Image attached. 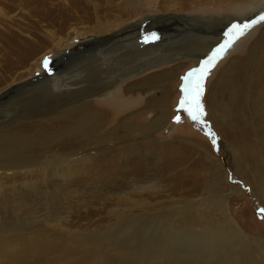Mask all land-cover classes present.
Returning <instances> with one entry per match:
<instances>
[{"label": "rangeland", "instance_id": "1", "mask_svg": "<svg viewBox=\"0 0 264 264\" xmlns=\"http://www.w3.org/2000/svg\"><path fill=\"white\" fill-rule=\"evenodd\" d=\"M255 7L262 10L255 13ZM248 13L254 14L249 18ZM144 14L156 17L181 15L180 21L183 22L178 25L185 32L178 33L173 30V20L163 23L150 22L142 26V32L137 37L139 43L162 46L163 42L164 47H175L168 49L169 51H175L181 46H193L194 43L188 41L194 36L214 35V30H223V27L225 40L216 44L198 65H194L193 59L164 63L145 73L128 76L123 79L124 83L115 89L102 96L92 97L90 107L104 113L95 130L99 136H103L112 125L117 124L118 118L133 111L140 113L133 118L129 131L118 130L114 136L115 141L91 145V151L98 153L95 156L96 162H86L84 168L73 166L70 171L71 178L61 176L65 174L64 168L57 162L61 158L53 161L48 167L42 166L40 152L43 149L39 145L31 147L39 159L41 158L35 162L31 171L0 177V235L12 238L16 235L17 238L13 239L18 241L21 238L19 241H26H21L23 244L18 241L19 247L17 245L15 248L19 250L14 248L15 251H25L24 254H27L29 250L30 255V244L33 245L30 242L34 241L41 244L45 242L47 248H54L53 251L59 248V244L67 248L75 244V248H80V251L87 249L94 254L92 262L88 264H152L151 260L144 263L146 257L155 256L150 248L148 250L147 242H162V232L169 233L173 229L181 228L176 224L179 222L191 224L194 229L200 230L206 221H201L196 215H204L208 219L213 217L211 204L220 193L229 191L228 184L236 187V192L230 196V209L234 219L249 238L257 236L264 240V204L256 196L245 172L248 165V172H255V166V169L259 168L264 173V164L258 161L260 158L251 147L253 145L238 144L237 140L232 142L231 139L227 141L210 114V109L216 107L218 95L221 102L229 103L228 88H225V98H221L223 89L215 88L223 73L229 70V63L236 59L245 66L249 48L264 35V21L253 23L264 16V0H0V93L12 85L28 79L32 81L30 78L36 73L46 72L43 69L46 57H54L55 53L73 46L81 39L98 36L102 25L107 30L102 36L119 31L107 44L103 45L99 40L86 47L85 51L83 49L79 53L74 52L66 58L75 57L69 64L66 59L58 62L56 71H52L50 76L53 79H61L62 85L55 90H50L47 83L39 84L49 79L43 78L36 84L32 83L29 88L27 84L9 92L10 95L0 102V131L16 118L19 122L9 127L7 132L34 133L37 129L48 132L51 129L53 132L50 123L38 122L39 118L43 120L49 116L42 118L40 115L54 113V110L60 113L67 109V101L55 100L56 96L66 99V94L55 96L54 93H61L69 82L84 78L95 79L91 76V69L98 73L99 85L108 79L119 81L120 76L111 78L110 74L115 71L113 75L116 74L118 69L126 70L132 63H123L129 54L122 52H127L128 49L124 51L123 47H120L121 50H113V47L117 41L126 40L129 43L128 39H132L131 42L136 40L132 34L139 28L124 30L122 27L143 18ZM191 15L206 18L217 15L221 16L222 22L218 26H212L215 23L209 25V21L202 23L198 19L186 18ZM234 16L245 17L247 20L235 19L229 26V21L226 22L225 19L231 21ZM218 22L219 20L216 23ZM246 23L252 26L245 30L243 35L236 31H233L231 36L227 35V29L229 33L233 25L242 26ZM155 25L157 30L149 32ZM208 29L210 33L207 32ZM121 36L124 37L121 39ZM111 40L116 42H110ZM226 43V50L209 67L204 80L201 98L204 114L201 118L205 123L202 124L193 120L192 116L180 107L185 83L183 78L190 71L203 67L216 49ZM145 47L149 46L143 45L141 48ZM258 51L262 50L259 48ZM101 52H109L103 55L102 63L92 60L91 55L94 54H99L101 58ZM136 57L132 56L128 62H132ZM108 60H111V65L107 64ZM116 61L118 62L114 63ZM61 64L66 65V69L60 68ZM56 72L58 75L54 74ZM162 73L173 75V82L169 83L166 89L171 114L158 128L150 129V124L159 113L154 107L156 103L153 98L160 92L154 84L158 78L156 75ZM148 76L149 85L139 87L138 80ZM229 78L230 76L228 81ZM152 85L153 87H150ZM71 88L72 85L69 86V89ZM238 99L240 100V97ZM240 101L239 107L246 109V105ZM62 103L68 104L61 107ZM115 107L121 110H115ZM161 114L162 112L158 122ZM65 119L67 120L61 118L57 122L65 123ZM210 133H215V147ZM73 134L62 133L55 142L51 143V140L50 147L65 154L69 150H75L79 153L77 156H85L89 152L88 147L82 145L85 139L81 135ZM232 150H237L240 156ZM252 152L255 159L258 158L256 161L250 156ZM81 170L85 172L80 174ZM223 173L227 176L228 184L223 179ZM117 193H127L133 198H146V208L134 207L132 212L129 207L124 206L123 202L127 200H124V197L119 199ZM202 208L204 209L201 210ZM185 217L186 219H182ZM1 241L3 240H0V244L4 245ZM53 251L50 255L56 254ZM83 258L80 254H70L67 257L74 262ZM26 259L27 264L28 261L29 264H41L43 258H38V263L37 258L34 263L33 260Z\"/></svg>", "mask_w": 264, "mask_h": 264}, {"label": "bare ground", "instance_id": "2", "mask_svg": "<svg viewBox=\"0 0 264 264\" xmlns=\"http://www.w3.org/2000/svg\"><path fill=\"white\" fill-rule=\"evenodd\" d=\"M260 10L262 9L257 8V11L254 12L256 13L259 12ZM253 14L254 13H248L247 15L250 18L251 16H253ZM181 18H182L181 15H176V14H169L167 16H157V17L154 15L144 14L143 18H139L138 20L132 21L131 23H128V25L123 26L122 28L124 30L129 28H134V29L139 28L138 29L139 31L136 30L135 33L132 34L134 35V37H136V40L134 41L136 43L131 42L132 39L129 40L128 38L127 41H129V43L126 42V40L117 41L118 43L114 45L113 50H121L120 47H123V50L128 49L129 51L126 52L124 50L125 52H122V54L125 53L129 54L127 59L123 60V63L124 65L132 63V65L126 70L118 69L117 73L114 75L113 73H115L116 71L110 74L111 78L115 76L117 77L120 76L118 79L119 81L108 79L107 82H103V84L100 83L101 85H99L97 84L100 81L99 75L96 72V70L91 69V76L95 77V79H91V78L85 79L83 77L84 80H80V81L77 80L74 82L67 83L66 86H64V90L63 91L61 90L62 91L61 93L55 92L54 93L55 96L66 94L65 95L67 97L66 99L60 98L62 96H56L55 100H58L59 102L67 101L69 103L68 108L61 111L60 113L59 111L54 110V113L49 112V113L41 114L40 116H42V118H46L48 116L49 118L43 120L40 118L38 119V122L44 121L46 123H50L53 132H51V129L50 132L43 131V129H37L34 133L7 132L9 127L14 126L15 123L17 124V121L19 122V119L16 118L13 119L10 125H7L4 128V130H2V132L0 131V177L31 171L32 168L35 166V162L37 160H41V158L39 159V156L33 152L34 150L32 151L31 147L33 145H39V147L43 149V151L40 152L41 155L39 154L43 159L42 166L48 167L51 165V163H53V161L59 160V158H61V160L57 162L60 163L65 170L64 172L65 174L61 175L62 177L65 176L66 178L67 177L71 178L72 172L70 171L73 166L75 168L78 167L84 168L86 162H90V163L94 162L95 156L98 153H94L93 151H91L93 148L91 145L93 144L97 145L99 143H105L108 141H115L116 137L114 138V136H116L118 130L123 129V131H129L130 128L132 127L131 125L133 124V118H135V116L138 115L140 111L137 112L133 111L132 113H129L121 118H118L119 121L117 124L112 125L111 129L105 132L103 136L102 135L99 136L97 131L95 130L97 128L100 119H102L101 117L104 115V113L98 109L90 107V101L92 100V97L102 96L106 92L115 89L118 85L123 84L124 80L126 79V77L128 78V76H131L133 74L136 76L141 73H145L146 71L157 68L158 66L164 63H170L171 61L184 60V59H193L192 61L194 62V65L196 64L198 65L199 62L202 60V58L205 55H207V53L210 50H212V48L216 46V44L225 40V36H224L225 32L223 31L224 30L223 27V30L221 29L214 30L212 28L214 31H216L214 35L204 36V34H202V35L194 36L192 39H190V41H188L190 43H194L193 46L185 45V46H181L180 48L176 47L178 51L176 49L175 51H169L175 47L173 46L164 47L163 42H162V46L158 44L147 45L145 43L138 42L139 40L137 39V37L142 32L143 29L142 26L150 22L163 23L173 20L175 21L174 23H172L173 30H175L178 33L185 32L184 29L180 25H178V23L181 24V22H183L180 21ZM186 18L190 20L198 19V21H201L202 23L209 21V25L215 23L212 26H218L222 22L221 16L219 17L217 15L207 18L199 15H194V16L191 15ZM244 18L245 17L234 16L231 18V21L227 19H225V21L226 22L229 21L230 22V23L228 22L229 25L231 24V22L233 23L235 19L247 20ZM217 20H219L218 23H216ZM154 30H157V25H155L153 29L150 30L149 32H152ZM167 30H171V29H167ZM106 31L107 30L105 26L102 25L100 27V32L98 36H90L87 37L85 40L81 39L73 46L69 48H64L63 50L55 53L52 67L54 65L56 66L58 62L61 63L60 62L61 60H65L68 56L73 55L74 52L79 53L83 49H84L83 51H85L86 47H89V45L90 46L94 45L99 40H101V43H103V45L107 44L109 42L108 40L113 39L114 38L113 35H116L119 32L116 31L114 34L111 33V35L102 36L106 33ZM175 31L172 32L175 33ZM209 31L210 30L208 29L207 32ZM123 37L124 36H121L120 38L122 39ZM110 42H116V41L111 40ZM143 45L149 47L141 48ZM259 48L262 50L261 52L258 51ZM67 51L70 53L67 54ZM108 53L109 52L100 54L102 56L101 58H99V54L91 55L93 57L92 60H94L95 62L98 61L102 63V61H104L103 55H107ZM247 53H248L246 57L247 62L245 66L241 65L240 60H236V59L232 60L229 63V67H230L229 70H226L227 72L223 73L221 77L222 78L221 81H218L215 84V88L221 87L223 89L221 98H225V88H228L229 103L226 104L224 102H221L218 95L216 100V107L215 109L214 108L210 109L211 111L210 114L215 124L219 127L221 134L224 136V138L227 141L231 139L232 142L234 140H237L238 144L248 143L253 145L251 147L254 150H256V153L260 158V159L258 158L256 159H258L259 162L264 164V35H262L258 40L255 41V43L249 48ZM132 56H137V57L132 62H128ZM73 58L75 57L71 56L68 59H66L65 60L67 61L66 63L69 64ZM110 61L108 60L107 62L108 65L112 64V62ZM117 62L118 61L114 63ZM180 63L182 64V62ZM65 66L66 65L61 64V66L59 67L66 69ZM57 73L58 72L54 74L58 75ZM36 74L32 78H30V80L33 79L32 81H28L29 80L28 79L27 81H24L22 83L12 85L8 89H6L3 93H0V102L5 97L9 96L10 94L8 93L11 92L12 90L22 86H26L27 84L29 85L28 86L29 88L32 83L36 84L38 83V80L43 78H49V79L39 82V84L40 83L49 84L50 90H55L56 88L60 87V85H62L61 79H53L50 77L52 76V72L40 73V76H37ZM156 76L158 77L156 78L157 80L153 79L156 80V84H154V87L159 89L160 94L154 96L153 99L156 103L154 107H156V110L157 109L159 110V113L157 115V118L153 120L152 123L150 124L149 126L150 129L158 128L160 126V123L161 122L163 123L165 119L168 120L171 114L170 107L168 104L169 94L166 89L173 82L172 81L173 75L171 76V74L169 73L168 74L162 73V74H157ZM229 76L230 78L228 81ZM61 78L63 79V77ZM138 81L140 82L138 85L141 88H144L150 83L149 76L142 78L141 81L139 79ZM70 85H72L71 89H69ZM150 87H153V85ZM238 97H240V100L243 101L244 106L246 105V109L239 107L240 106L239 103L241 101L238 99ZM68 103H62L61 107H65L66 106L65 104ZM115 110H121V109L119 107H115ZM246 110H248L249 113H247ZM161 112H162L161 118L160 121L158 122ZM61 118H67V120L65 119L67 122L65 123L57 122ZM66 132L74 133L73 135H81L82 138L85 139V143H83L84 140L82 139V143H83L82 145L83 147H88L89 149L88 150L89 152H87L85 156L83 155L80 157L77 156V154L79 153L76 152L75 150L72 151L69 150V152L65 154L55 150L56 148L52 149L50 147L51 145L49 143L51 142V140H53L51 143L55 142V140H58V138L61 136L62 133H66ZM60 146H64V145H60ZM74 148H76V146ZM233 152L236 155L240 156L237 150H234ZM252 154L250 156L256 161L253 152ZM255 163L258 164V162ZM85 170H81L80 174L84 173ZM254 170L255 172L251 173L248 172L249 171L248 165L245 168V172L249 177L248 178L249 182L251 183L252 188L256 193V196L259 198L260 202L264 204V173L260 171L259 168L255 169V166H254ZM222 176L225 183L228 184L227 176L225 175V173H223ZM234 188L228 184L229 191L226 193L225 192L220 193L219 197H217L213 202L211 201L212 202L211 205H213V212H214L212 213L213 217L208 219L207 216L199 215V214L196 215L199 219H201V221H206L204 222L200 230L194 229L191 224L188 223L182 224V222H179L176 224H179L178 227L181 226V228L178 229L172 228L173 230H171L169 233L162 232V234L160 235L162 237V242H158L155 240L147 242L146 246L148 247V250L150 248L151 249L150 251H152V254L155 256L148 258L146 257L144 263H148L149 260H151L155 264H264V240L257 236L256 237L250 236L249 238L248 237L249 235L239 226V224L234 219L235 218L234 215L231 212L230 196L233 192H236ZM133 189L134 188H132V191ZM118 196L119 199L124 197V200H127V202H123L124 206L125 208L129 207L130 209L129 208L128 209L131 211L133 210L134 207L146 208L145 206V204H147L146 198H143L141 196L138 198H133L131 196H128L127 193H124V195L119 193ZM203 209L204 208H202L201 210ZM182 219H186V217ZM172 224H175V222ZM7 236L2 237L0 235V237H2L0 238V240H3L1 241V243L4 242V245L0 244V264H27L26 260L28 259L26 258H29L31 261L33 260V263L35 261L34 259L40 258L41 260V258H43L41 260L42 261L41 264H63V263L88 264L92 262L94 256V254L90 253V251H87V249L84 251H82L81 249L80 251V248H75L76 247L75 244L74 246L73 245L68 246L69 248L59 244L58 245L59 248L55 249L56 251H53L54 248L52 249L51 247H49L52 249L54 254L56 253L55 255L53 254L50 255L52 251L51 249L47 248L48 247L47 244H45V242H42L44 245H46L44 246L38 241L30 242L33 243V245L30 244L31 247L28 246L30 247L29 249H31L32 252L30 256L29 250L27 254L26 253L24 254L25 251L17 252V250L19 249L15 247L19 244L18 241L21 238L17 241L13 239L16 235L13 238ZM156 239L158 238L156 237ZM25 242L26 241H24L23 243ZM50 245L52 246V243H50ZM151 245L154 248L151 247ZM14 248L17 250L15 251ZM70 254L71 255L80 254L81 258L84 257L85 259L83 258V260L80 259L81 261L78 260L75 262L70 261L71 259H67V257ZM37 259H36V263H38L39 261V259L38 260ZM23 260H25L26 263L23 262ZM31 263L32 262H30V264Z\"/></svg>", "mask_w": 264, "mask_h": 264}, {"label": "snow or ice", "instance_id": "3", "mask_svg": "<svg viewBox=\"0 0 264 264\" xmlns=\"http://www.w3.org/2000/svg\"><path fill=\"white\" fill-rule=\"evenodd\" d=\"M260 21H264V16L259 18V21H254L253 23H258ZM252 25L244 24V25H233V28L229 31L227 35L231 36L233 31L239 33V35H243L244 31L250 28ZM228 44L221 46L216 49L213 53L212 57L205 61L203 67L199 69H194L187 73L183 80L185 81L184 86L182 88L183 99L181 100L180 107L183 108L188 114H190L193 120H196L200 123H205L202 120V115L204 114L203 105L201 103V98L204 92V80L206 78L209 67L213 64L218 56H220L227 48ZM210 139L212 140V144L216 146V138L215 133H210Z\"/></svg>", "mask_w": 264, "mask_h": 264}, {"label": "water", "instance_id": "4", "mask_svg": "<svg viewBox=\"0 0 264 264\" xmlns=\"http://www.w3.org/2000/svg\"><path fill=\"white\" fill-rule=\"evenodd\" d=\"M246 24H248V23H246ZM226 33L228 34V29H227ZM160 39H162V38H160ZM152 40H153V38H152ZM76 42H77V41H76ZM67 52H68V51H67ZM204 57H205V56H204ZM204 57H203L202 59H204ZM53 61H54V57H53V56L46 57L43 66H44V69H45V71H46L47 73L52 72V71H53V72L56 71V66L54 65V66L52 67V65H53ZM36 75H37V76H40V73H37Z\"/></svg>", "mask_w": 264, "mask_h": 264}]
</instances>
